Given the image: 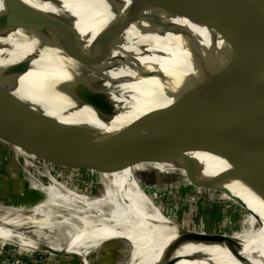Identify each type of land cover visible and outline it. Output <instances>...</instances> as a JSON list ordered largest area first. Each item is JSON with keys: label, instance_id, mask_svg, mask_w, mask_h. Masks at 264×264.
Wrapping results in <instances>:
<instances>
[{"label": "bare ground", "instance_id": "bare-ground-1", "mask_svg": "<svg viewBox=\"0 0 264 264\" xmlns=\"http://www.w3.org/2000/svg\"><path fill=\"white\" fill-rule=\"evenodd\" d=\"M66 1L68 10L82 24L86 21L87 30L102 24L96 23L95 27L90 25L86 20L89 17L87 7L81 6L77 0ZM93 1L103 4V0ZM95 11L98 17L101 11ZM101 18L99 16L98 19ZM46 23L48 26L39 32L36 24L18 25L19 28L13 30L5 26L0 31V75L19 73L45 82L36 86L26 81L14 84L21 89L35 90L39 86L52 85L78 93L84 91L82 69L76 60L69 29L59 19ZM176 24L186 26L182 20ZM226 31L237 36L240 42L249 44L246 30L242 31L230 24ZM133 35L138 34L132 33L125 37L129 39ZM144 38L156 46H134L139 60L152 73V79L148 80L149 90H153V78H158L170 95L189 104L206 121H218L223 125L264 122V50L253 49L249 52L203 40L181 45L178 36L171 32ZM144 38L136 37L134 41ZM250 59L260 61L255 72L258 79L247 73L246 63ZM9 88L0 77V118L2 115H25L31 112L62 123L69 122V126L81 129L78 138L89 143H100L116 132L107 131L91 115L78 113L77 109H55L30 103L17 94L20 99L12 96L11 92L15 90ZM157 105H152L149 98V103L135 114L139 115ZM82 108L93 109L94 106ZM97 150L101 151V147ZM101 158L98 157L100 164L96 170L103 177L100 181L105 191L99 197L90 200L88 197L75 199L73 196H63L54 200L51 188L42 189L45 193L51 191L47 193L49 202L43 207L26 210L19 218L7 222L5 225L15 226L13 232L3 234L22 247L56 250L62 248L65 242L57 240L58 226L55 221L62 220L63 216L65 223L70 225L69 222L74 221L73 216H76L79 218L76 223L78 227H67L69 235H65L66 241L70 238L74 240L70 241V250L78 253L88 264H96L93 253L109 240L124 241L127 246L131 245L134 250L129 264H264V239H234L242 250L240 256H236L232 245L226 242H212L207 247L180 244L175 240L176 230L171 229L176 224L169 222V217L150 200L148 194L134 184L130 167H125L121 162H118L117 168L104 165ZM84 205H88L89 210H85ZM22 223H25V229ZM176 228L181 231L185 227ZM19 229L22 231L19 232ZM43 229H50L54 234L44 235ZM186 230L194 233L191 229ZM78 233L81 235L78 236ZM23 236L29 239L25 240Z\"/></svg>", "mask_w": 264, "mask_h": 264}, {"label": "water", "instance_id": "water-1", "mask_svg": "<svg viewBox=\"0 0 264 264\" xmlns=\"http://www.w3.org/2000/svg\"><path fill=\"white\" fill-rule=\"evenodd\" d=\"M66 2L0 0V31L5 26L13 30L19 28L18 25L36 24L39 32L48 26L45 22L59 19L70 31L76 60L82 69L84 91H73L74 94L89 99L90 104L111 122L118 113L128 119L149 103V98L152 105H158L128 120L114 135L100 141L101 146L99 142L80 140L76 136V132L81 131L78 127L31 112L2 115V135L19 140L34 138L50 127L53 133L65 135L82 154L89 153L92 162L99 165L98 157L102 156V164L115 168L118 162L131 169L134 165L182 161L181 167L198 176L202 172L200 166H195L198 156L215 157L227 165L224 178L248 185L264 201V122L223 125L218 121H206L189 104L170 95L158 78H153V90H149L148 80L152 79V73L134 49L137 45L156 47L144 37L171 32L178 36L181 45L203 40L249 52L264 50V0H103V4L77 0L87 7L89 17L85 19L90 25L95 27L96 23H102L90 30L85 27L86 21L82 24L68 10ZM95 10L101 11V19ZM180 20L186 26L177 25ZM230 24L246 30L249 44L240 42L237 36L226 31ZM132 33L138 35L126 39L125 36ZM136 37L144 39L134 41ZM259 64L260 61L254 59L246 63L247 73L256 79V65ZM11 95L18 97L15 91ZM100 147L101 151H98ZM53 149L49 147L56 155ZM76 154L77 151H72L71 156ZM64 157L60 151V162ZM213 183L217 186L220 178ZM219 190L229 193L228 189ZM236 200L243 205L240 199ZM176 227L171 229L176 230L175 240L180 244L207 247L212 242H226L232 245L236 256L241 255L242 250L233 236L194 234ZM83 263L88 264L85 260Z\"/></svg>", "mask_w": 264, "mask_h": 264}, {"label": "rangeland", "instance_id": "rangeland-1", "mask_svg": "<svg viewBox=\"0 0 264 264\" xmlns=\"http://www.w3.org/2000/svg\"><path fill=\"white\" fill-rule=\"evenodd\" d=\"M0 77L25 101L55 109H77L78 113L91 115L109 132L118 131L128 120L139 116L134 113L127 119L118 113L111 122L96 107L83 109L91 105L89 99L79 97L73 91H61L68 89L52 85L39 86L35 90L21 89L14 84L26 81L36 86L45 82L19 73H5ZM44 129L42 134L34 138L21 140L0 132V264H84L83 258L70 250L74 240L70 238L66 241L65 236L69 235L67 227H78L76 223L79 218L76 216H73L74 221H70V225L65 223L63 216L62 220L55 221L59 229L56 230L57 240L65 242L62 248L56 250L22 247L3 234L13 232L15 225H5L7 222L19 218L26 210L43 207L49 202L47 193L51 191L45 193L42 189L51 188L54 200L63 196H73L75 199L88 197L91 200L105 191L100 181L103 177L96 170L98 164L91 161V155L78 151L65 135L53 133L50 127ZM76 136L79 137L78 132ZM49 147L54 148L56 155ZM60 151L65 155L62 162ZM72 151L78 152L76 157L71 156ZM195 162V166L202 169L198 176L191 175L181 167L182 161L134 165L131 168L133 182L148 194L171 223L191 228L194 233L201 235L204 232L208 235L233 236V239L238 240H263L264 201L248 185L224 178L223 172L227 169L225 162L210 159L207 155L198 156ZM216 178H220L217 186L213 183ZM216 187L228 189L229 193ZM236 199H240L244 206ZM87 206L84 205L85 210H89ZM22 225L25 229V223ZM41 231L44 235L54 234L50 229ZM18 236L22 239L21 234L18 233ZM23 239L28 240L29 237L23 236ZM133 250L124 241L109 240L95 250L93 257L97 260L96 264H129Z\"/></svg>", "mask_w": 264, "mask_h": 264}, {"label": "crops", "instance_id": "crops-1", "mask_svg": "<svg viewBox=\"0 0 264 264\" xmlns=\"http://www.w3.org/2000/svg\"><path fill=\"white\" fill-rule=\"evenodd\" d=\"M186 228V227H185ZM187 229H191V228H187Z\"/></svg>", "mask_w": 264, "mask_h": 264}]
</instances>
